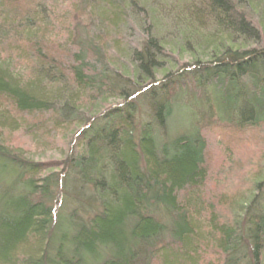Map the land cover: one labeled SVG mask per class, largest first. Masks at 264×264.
I'll return each mask as SVG.
<instances>
[{"label":"trees","instance_id":"trees-1","mask_svg":"<svg viewBox=\"0 0 264 264\" xmlns=\"http://www.w3.org/2000/svg\"><path fill=\"white\" fill-rule=\"evenodd\" d=\"M78 1L112 44L122 29L145 30L136 45L113 46L126 60L89 30L62 56L42 35L47 0H0V127L50 114L27 123L38 138L79 124L55 163L0 134V264H264V164L224 218L205 193V133L229 141L264 126V0ZM183 53L190 60L174 66ZM186 88L198 104L180 119ZM109 98L119 103L83 115V103Z\"/></svg>","mask_w":264,"mask_h":264},{"label":"rangeland","instance_id":"rangeland-1","mask_svg":"<svg viewBox=\"0 0 264 264\" xmlns=\"http://www.w3.org/2000/svg\"><path fill=\"white\" fill-rule=\"evenodd\" d=\"M156 1L162 3V0ZM170 1H172L170 2L171 4L176 3L174 0ZM97 3H99V1L93 5L96 6ZM46 5L47 7H50V19L48 26L46 30H43L42 35L44 40L50 42L49 48L55 46L53 43H58V51L56 49L53 50L62 54V56L70 58L73 52L80 49L78 44H80L81 41L79 42L80 36L78 34L85 31L88 32L89 30L100 35L107 33L110 38L107 40L106 46L110 48V52L106 53V55L110 58V54L111 56L113 54L114 56L112 59L117 63H122V61L126 60V56L124 54L121 55L119 50L115 51L113 46L115 48H119L120 45L125 47L127 43H129V45H136L146 34L144 29L136 28V26L133 25V28L126 30L122 29L120 33L118 31V33L115 34V41L118 40L115 45L111 43L114 36V34L112 35L113 31H110L111 28H109L107 24L100 25V22L97 23L98 20L90 11L91 9L88 7V4L85 9L86 14L79 12L80 4L78 0H47ZM89 13L92 15L91 21L90 16L88 15ZM158 32L162 33L163 36L169 40L173 30L162 25ZM90 45L85 47L89 49ZM92 48L93 44L90 49L91 52L93 51ZM91 52H88L86 56L90 63H94L96 62V58L91 55ZM115 52H118V54ZM59 54L56 55L59 56ZM198 54L201 58H206L205 51H198ZM90 56H92V59H89ZM172 58L174 66L177 65V67H179L182 63L190 60V55L188 53H183L182 55L175 54ZM22 68L23 67L16 70L22 71ZM179 92L180 94L177 96V99L179 100L175 104L174 109L175 113L177 110L180 117L179 111L191 110V107L188 106V102L191 105L198 104V102H194L191 97V93H195L196 91L186 88ZM116 103H119V101L113 98L97 100L93 104H88L87 102L83 103L85 111V114L83 113V115L88 116L96 114ZM185 106H188V108ZM49 116L50 114H34L32 116H23V118L18 117L20 127L10 132L9 129H3L0 127V134H2V136L4 135V142L8 145L15 149L23 150L28 159L36 162L55 163L58 160L63 159L64 154L67 152L70 140L74 133L79 129V124L78 122H69L64 123L62 127L56 129H44V136L38 138L29 132L28 129L26 130L27 123L34 122L35 120L37 122H40L41 120L46 122L48 118H50ZM180 119L182 118L180 117ZM182 129L183 127L179 130ZM176 131V125H174L172 121L170 134L175 133ZM220 133L223 134L220 130L205 133V160L208 169L205 193L210 197L207 198L209 200L211 199L216 207H218L222 218H224L231 214L230 204H228L230 203V198L240 200V197L241 199H244V196L249 195L252 191L250 188L251 183L255 180L257 177L256 173L261 170V167L264 164V126L247 130L243 135H238L237 139L234 140V138L231 137L229 141ZM225 144H228L230 148H225ZM229 150H231V152ZM211 252L212 251L210 250L205 252L204 259H206V261H208L210 256L214 257Z\"/></svg>","mask_w":264,"mask_h":264}]
</instances>
